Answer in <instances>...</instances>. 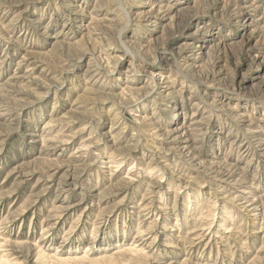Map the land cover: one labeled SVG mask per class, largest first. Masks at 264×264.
Segmentation results:
<instances>
[{"label":"rangeland","instance_id":"1","mask_svg":"<svg viewBox=\"0 0 264 264\" xmlns=\"http://www.w3.org/2000/svg\"><path fill=\"white\" fill-rule=\"evenodd\" d=\"M0 264H264V0H0Z\"/></svg>","mask_w":264,"mask_h":264}]
</instances>
